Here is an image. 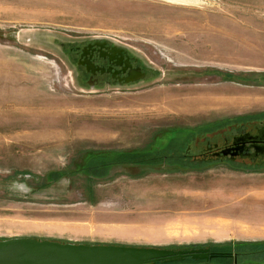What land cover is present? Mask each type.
Segmentation results:
<instances>
[{
    "label": "rangeland",
    "instance_id": "374dc122",
    "mask_svg": "<svg viewBox=\"0 0 264 264\" xmlns=\"http://www.w3.org/2000/svg\"><path fill=\"white\" fill-rule=\"evenodd\" d=\"M88 39L132 51L145 78L80 84L66 48ZM263 118L264 0H0V239L211 246L263 264L264 242L236 240L264 239V168L172 159L195 134Z\"/></svg>",
    "mask_w": 264,
    "mask_h": 264
},
{
    "label": "flooded vegetation",
    "instance_id": "af4514ba",
    "mask_svg": "<svg viewBox=\"0 0 264 264\" xmlns=\"http://www.w3.org/2000/svg\"><path fill=\"white\" fill-rule=\"evenodd\" d=\"M66 49L72 54L69 63L74 77L86 88L129 86L142 80L143 74V78L146 76L143 61L113 41L81 40ZM201 136L195 134L196 140H192L178 155L181 158L172 159L182 161L183 157L195 164H227L240 169L264 168V118L241 123L214 135ZM209 248L210 253L218 252L211 246Z\"/></svg>",
    "mask_w": 264,
    "mask_h": 264
},
{
    "label": "water",
    "instance_id": "95a60500",
    "mask_svg": "<svg viewBox=\"0 0 264 264\" xmlns=\"http://www.w3.org/2000/svg\"><path fill=\"white\" fill-rule=\"evenodd\" d=\"M217 256V253H210L209 247L175 250L156 246L60 242L36 237L0 239V264H155L158 261L180 262L185 257L210 261Z\"/></svg>",
    "mask_w": 264,
    "mask_h": 264
},
{
    "label": "crops",
    "instance_id": "0c3cea01",
    "mask_svg": "<svg viewBox=\"0 0 264 264\" xmlns=\"http://www.w3.org/2000/svg\"><path fill=\"white\" fill-rule=\"evenodd\" d=\"M163 210H165V209H163ZM167 211H169V210H167ZM152 212H156V211L154 209H150L149 208V210H147L146 212H143V213L145 214V213H152ZM148 215H150V214H147V216ZM143 219H144L143 220L144 221L143 223L145 225H143L142 227L143 228L145 227L144 229H147V230H145L144 233H146V231H147V235H148V233L152 234L158 228L157 227L158 224L155 223L154 225H147L148 222L145 221V218H143ZM115 233H117L118 235H121V237H127V235H128L129 238H133V239H136V240H140L142 238L141 237V234H137L136 232L127 234L126 232H122V230H120V232H116L115 231ZM153 239L154 238L152 237V235H150V238H147V240H150V241H153ZM155 240H157V239H155ZM236 241H240V242H264V239H260V240H244L243 239V240H236ZM85 244H114V245H125V246H156V247H159V246H157L155 244H148V243H146V244H142L141 243L140 244V243H128V242H109V243L108 242H101V243L100 242L99 243L96 242V243H85ZM221 258H225V259H222V260H219V261H211V260L210 261H205L204 263H201V264H226L227 261H228V258L229 259H232L233 264H237L236 255L233 252H232V255L231 256H228V257H223L222 256Z\"/></svg>",
    "mask_w": 264,
    "mask_h": 264
},
{
    "label": "trees",
    "instance_id": "16d2710c",
    "mask_svg": "<svg viewBox=\"0 0 264 264\" xmlns=\"http://www.w3.org/2000/svg\"><path fill=\"white\" fill-rule=\"evenodd\" d=\"M229 77H233V75H228ZM241 119V117H237V118H235V119ZM244 121V120H243ZM215 248H218V247H215ZM216 251H217V249H216ZM235 255H236V257H237V255H239V253L238 252H233ZM217 257H228V256H231L232 255V251H224V252H220V251H218L217 252ZM200 261H204L205 262V260H200ZM172 263H180V262H172ZM155 264H169V263H162V262H160V261H158V262H156ZM238 264V263H237ZM246 264V263H245ZM258 264H260V263H258Z\"/></svg>",
    "mask_w": 264,
    "mask_h": 264
}]
</instances>
